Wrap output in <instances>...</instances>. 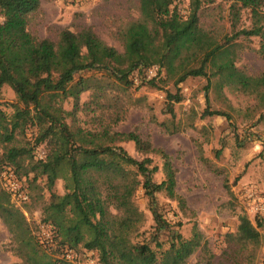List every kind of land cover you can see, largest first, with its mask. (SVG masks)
Here are the masks:
<instances>
[{
	"label": "trees",
	"instance_id": "16d2710c",
	"mask_svg": "<svg viewBox=\"0 0 264 264\" xmlns=\"http://www.w3.org/2000/svg\"><path fill=\"white\" fill-rule=\"evenodd\" d=\"M173 2L138 0V15L119 21L112 32L122 46L119 50L91 26L78 31L62 28L54 39L37 37L28 25L40 0H0V92L7 85L16 97L10 114L0 107V172L10 168L29 196L27 202L18 204L0 179V219L23 264H74L62 257L64 248L80 253L93 250L98 264H184L199 247V233L183 237L157 210L156 193H165L180 206L184 203L176 193V174L168 155L135 131L112 129L124 117L125 108L107 91L119 89L131 100L126 94L132 87L130 73L157 65L176 86L189 76L209 72L221 77L220 84L260 93L264 99V71L259 76L244 74L235 66L232 49L238 35L257 36L264 56V0H233L232 18L248 9L252 25L224 36L221 42L199 24L202 0H191L186 15ZM84 71L92 73L82 76ZM148 83L155 85L156 81ZM87 90L92 95L86 110L100 111L98 129L66 120ZM177 93L167 92L171 117L172 104L181 100ZM68 98L73 101L70 111L62 106ZM208 114L223 115L217 110ZM29 130L30 139L15 143ZM130 141L144 157H134L121 144ZM41 151L44 154L39 158ZM155 151L163 158L160 182L152 177L158 167L145 156ZM40 178L45 179L49 196L41 205L39 221H32L27 204L33 198L32 186L39 188L37 198H43L37 183ZM57 180L63 181V193L54 190ZM138 187L148 198L154 221L150 237L140 242L132 236L144 219L133 202ZM225 188L229 190L226 182ZM238 220L239 237L257 241V227L264 222L256 218L254 223L244 214ZM39 222L50 224L54 245L39 242ZM162 231L168 233L165 248L159 241Z\"/></svg>",
	"mask_w": 264,
	"mask_h": 264
},
{
	"label": "rangeland",
	"instance_id": "374dc122",
	"mask_svg": "<svg viewBox=\"0 0 264 264\" xmlns=\"http://www.w3.org/2000/svg\"><path fill=\"white\" fill-rule=\"evenodd\" d=\"M190 1L174 0L172 6H177L181 14L186 15ZM232 2L202 0L199 24L216 41L221 42L224 36L252 25L248 9H241L238 17L232 18ZM137 15L138 0H40L39 8L30 15L28 27L37 37L54 39L62 28L78 31L91 26L108 44L121 50L122 46L112 32L119 21ZM232 43L235 66L249 76L262 74L264 56L260 53L259 37L238 35ZM149 68H155L152 74L136 69L130 73L132 87L126 94L131 100L128 101L125 92L119 89L107 91L110 97H118L125 108L124 117L112 129L135 131L155 149L168 155L176 174L175 190L184 203L180 206L165 193H156L157 210L183 237L189 238L196 233L201 236L199 247L184 264H264V225L257 227L260 236L255 242L242 240L237 231L239 215L256 221L244 199L246 188L253 187L264 194L263 97L257 92L248 93L220 84L221 77L209 72L206 76H189L176 86L171 79H166L163 68L157 65ZM91 73L84 71L82 76ZM152 79H155V85L148 83ZM167 92L181 95V100L172 104L174 117L167 112ZM91 95L90 90L81 93L78 108L67 117V122L98 129L96 117L100 111L86 110ZM15 101L12 89L4 85L0 92V107L10 114L11 104ZM62 106L67 111L72 110V99H65ZM215 110L223 115L208 114ZM174 127L176 132H170ZM31 133L29 130L25 136L19 135L15 143L22 144L31 138ZM121 144L134 157H144L135 150L133 142ZM1 150L0 145V153ZM145 156H150L151 164L158 167L152 177L160 182L164 178L160 152ZM37 183L43 198H37L39 188L32 186L33 198L27 204V215L32 221H39L41 205L49 196L44 187L45 179L40 178ZM54 190L63 193L62 180L56 181ZM133 202L144 216L132 235L133 240L146 241L153 231L154 221L141 187L136 190ZM177 222L180 225L177 226ZM167 234L162 231L159 235L164 248L168 243ZM15 247L0 219V264H23Z\"/></svg>",
	"mask_w": 264,
	"mask_h": 264
},
{
	"label": "built area",
	"instance_id": "2783aa9c",
	"mask_svg": "<svg viewBox=\"0 0 264 264\" xmlns=\"http://www.w3.org/2000/svg\"><path fill=\"white\" fill-rule=\"evenodd\" d=\"M262 10H264V5L262 6ZM149 67H140L136 70L138 72H148L149 74H152V71L155 70V68ZM43 154L44 151H41L39 153V158H41ZM0 179L5 189L11 194L13 200L18 201L19 203L27 202L29 200V196L24 191L21 181L16 178L13 171L10 169L2 170L0 173ZM244 199L256 218L264 222V194L256 188L249 187L244 191ZM37 238L44 246L54 245L55 240L50 224L39 222ZM62 257L74 264H98L97 253L93 250H84V252L80 253L72 249L64 248L62 250Z\"/></svg>",
	"mask_w": 264,
	"mask_h": 264
}]
</instances>
